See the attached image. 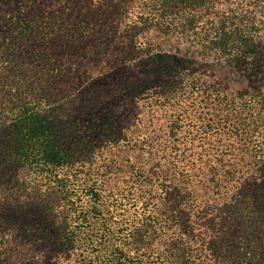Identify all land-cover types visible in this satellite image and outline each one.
I'll use <instances>...</instances> for the list:
<instances>
[{
    "label": "rangeland",
    "instance_id": "1",
    "mask_svg": "<svg viewBox=\"0 0 264 264\" xmlns=\"http://www.w3.org/2000/svg\"><path fill=\"white\" fill-rule=\"evenodd\" d=\"M233 7L0 0V264H264V137L244 109L264 92V9L229 59L214 31ZM24 100L63 119L53 176L11 150Z\"/></svg>",
    "mask_w": 264,
    "mask_h": 264
},
{
    "label": "trees",
    "instance_id": "2",
    "mask_svg": "<svg viewBox=\"0 0 264 264\" xmlns=\"http://www.w3.org/2000/svg\"><path fill=\"white\" fill-rule=\"evenodd\" d=\"M228 1L232 2L233 0ZM234 1L237 2V4L244 5L245 8L239 11L238 7H233V13L230 11V14L227 13L226 18L223 16L216 26L217 30L214 31V38L219 40L218 42H223L220 50L225 51L229 59L237 58L240 52V47L234 48L227 45L230 39L234 40L235 36L244 35V27L241 23V21H244L241 19L243 16L242 14L251 13V11H253V9L249 8L251 5H254L257 9L259 8L258 10L264 9V4H261L264 3V0ZM165 8L167 10L163 9V11L168 12L171 7L165 6ZM179 14L180 12H177L174 16L176 17ZM150 15L152 16L150 17L151 21L153 23L155 22L154 24L162 29L161 24H163L164 14L156 15L151 12ZM181 16L185 18L191 17L188 13H186V15L182 13ZM242 50L244 51V49ZM250 51V53L246 52L249 56L255 53V47H252ZM255 62L254 60L251 66H257ZM251 95L250 100L244 104V109H246L248 113H251L253 116L252 121H254L255 127H257L253 134L259 132L257 137H264V92L259 95V99L257 94ZM10 109L11 110L6 113L7 119H9L7 130L11 135V150L17 157L20 167L34 169L37 172H46L49 176H53L56 170L70 163L72 152L67 147L66 143L64 144L62 118L59 116H57V118H51L47 111L41 108L40 104L30 100H24ZM243 111L244 110H241L239 112L242 113ZM235 121L236 123L239 122L240 116L235 119ZM249 131L250 127L248 128V132ZM258 143L264 144L263 141ZM73 204L74 202L72 205ZM83 209L87 211L85 208ZM75 210L77 211V209ZM80 215L85 216V213L81 211ZM65 233L64 238L68 242L74 241L75 233L73 230H65Z\"/></svg>",
    "mask_w": 264,
    "mask_h": 264
}]
</instances>
